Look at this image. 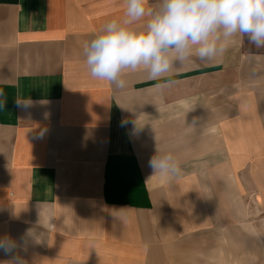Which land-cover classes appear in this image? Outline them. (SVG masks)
<instances>
[{
  "label": "crops",
  "instance_id": "obj_1",
  "mask_svg": "<svg viewBox=\"0 0 264 264\" xmlns=\"http://www.w3.org/2000/svg\"><path fill=\"white\" fill-rule=\"evenodd\" d=\"M123 12L0 0V236L40 235L28 264H264V48L237 36L213 60L129 71L116 89L82 48ZM156 146L181 176H152Z\"/></svg>",
  "mask_w": 264,
  "mask_h": 264
},
{
  "label": "clouds",
  "instance_id": "obj_2",
  "mask_svg": "<svg viewBox=\"0 0 264 264\" xmlns=\"http://www.w3.org/2000/svg\"><path fill=\"white\" fill-rule=\"evenodd\" d=\"M123 3V16L101 25L82 48L90 76L116 89L126 87L129 71L142 70L150 79H161L175 65L190 63L193 57L213 60L222 56L237 36L264 48V0H157L151 9L146 6L148 0ZM17 103L27 107L30 101ZM190 111L195 107L187 109L185 117ZM200 122V117L193 116L188 127L196 129ZM149 167L152 176L169 180L183 173L176 156L157 146ZM39 236L31 230L19 241L7 234L0 236V251L10 257L0 264H28L20 252L26 250L29 240L41 243Z\"/></svg>",
  "mask_w": 264,
  "mask_h": 264
}]
</instances>
